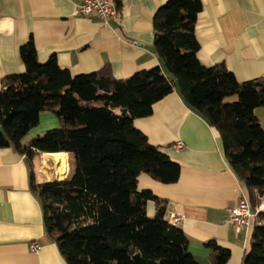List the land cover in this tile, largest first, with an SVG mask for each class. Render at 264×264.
I'll return each mask as SVG.
<instances>
[{
  "label": "trees",
  "instance_id": "16d2710c",
  "mask_svg": "<svg viewBox=\"0 0 264 264\" xmlns=\"http://www.w3.org/2000/svg\"><path fill=\"white\" fill-rule=\"evenodd\" d=\"M202 8V0H168L154 14L155 49L173 78L160 66L127 78L114 77L109 66L73 75L55 55L41 62L30 39L20 49L25 70L2 80L0 147H13L28 159L37 152L70 155L68 177L36 182L32 173L31 178L46 230L68 264H201L182 228L167 220V200L138 188L142 173L167 184L179 180L180 163L134 124L175 84L186 103L220 132L252 207L261 203L264 127L255 109L264 106V78L239 82L224 64H202L196 36ZM232 95L238 99L225 102ZM43 112L55 113L60 126L24 143ZM149 201L156 203L153 217ZM256 221L244 264H264V209ZM207 246L212 264H226L229 249L215 240Z\"/></svg>",
  "mask_w": 264,
  "mask_h": 264
},
{
  "label": "crops",
  "instance_id": "0c3cea01",
  "mask_svg": "<svg viewBox=\"0 0 264 264\" xmlns=\"http://www.w3.org/2000/svg\"><path fill=\"white\" fill-rule=\"evenodd\" d=\"M167 1L115 0L120 17L105 24L97 16L76 14L80 0H0V90L6 76L25 70L20 49L30 39L41 62L55 55L73 75L109 66L114 77L127 78L160 66L173 78L154 44V14ZM202 3L196 23L202 64H224L239 82L264 78V0ZM255 115L264 127V106ZM134 124L181 165L177 182L142 173L138 188L167 200V220L182 228L201 264H212L210 240L230 250L226 264H244L257 221L240 230L228 221L229 209L249 191L230 166L217 128L186 103L177 84ZM59 126L55 113L43 112L23 142ZM32 173L36 182L64 179L71 173L70 155L37 152L28 159L13 147H0V264H68L46 230L41 200L31 189ZM147 211L155 215L154 201ZM34 242L39 251L31 248Z\"/></svg>",
  "mask_w": 264,
  "mask_h": 264
},
{
  "label": "built area",
  "instance_id": "2783aa9c",
  "mask_svg": "<svg viewBox=\"0 0 264 264\" xmlns=\"http://www.w3.org/2000/svg\"><path fill=\"white\" fill-rule=\"evenodd\" d=\"M76 14L83 16H97L105 24L117 22L120 14L118 6L115 0H80L76 4ZM179 148L184 146L182 141L177 143ZM263 205L252 207L250 199L247 195H244L239 202L229 209V223L235 228L240 230L243 226L249 225L253 222L258 212L263 210ZM34 251H39L41 245L38 242H34L31 245Z\"/></svg>",
  "mask_w": 264,
  "mask_h": 264
},
{
  "label": "rangeland",
  "instance_id": "374dc122",
  "mask_svg": "<svg viewBox=\"0 0 264 264\" xmlns=\"http://www.w3.org/2000/svg\"><path fill=\"white\" fill-rule=\"evenodd\" d=\"M167 73L170 74L168 71H167ZM237 99H238L237 95H232V96L226 97L225 102H234Z\"/></svg>",
  "mask_w": 264,
  "mask_h": 264
}]
</instances>
